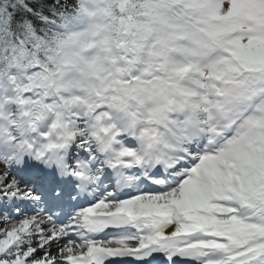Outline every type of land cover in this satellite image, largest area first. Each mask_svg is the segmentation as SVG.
<instances>
[{"label":"snow or ice","instance_id":"snow-or-ice-1","mask_svg":"<svg viewBox=\"0 0 264 264\" xmlns=\"http://www.w3.org/2000/svg\"><path fill=\"white\" fill-rule=\"evenodd\" d=\"M0 264H264V0H0Z\"/></svg>","mask_w":264,"mask_h":264}]
</instances>
